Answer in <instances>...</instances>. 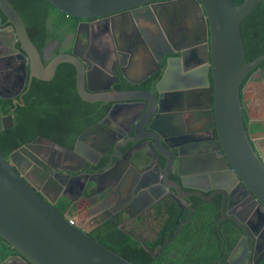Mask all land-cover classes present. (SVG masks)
I'll return each mask as SVG.
<instances>
[{
	"label": "water",
	"instance_id": "water-1",
	"mask_svg": "<svg viewBox=\"0 0 264 264\" xmlns=\"http://www.w3.org/2000/svg\"><path fill=\"white\" fill-rule=\"evenodd\" d=\"M48 1L67 15L83 19L98 18V22L102 23L100 30L114 34L115 40L108 46L107 53L103 52L111 60L110 65L98 60L93 63L95 70L99 72L96 81L112 75L113 80L106 85L90 87L89 83L93 80H90V71L85 69L88 60H84V63L74 53L57 54L44 64L21 15L9 0H0V10L9 23L10 41L7 44L13 47V43L19 41L20 48L29 59L30 79L35 77L50 80L58 64L68 62L74 65L78 95L87 102L111 103L106 115L94 125L95 128L109 127L110 119H113L126 130V134L133 132L130 137L133 142L144 140L154 152L162 142L167 145H161L162 148L178 150L175 155L179 156L177 174L181 184H172L178 193L182 192V187L193 188L189 182L194 179H203L202 181L213 184L214 188L217 180L226 178L225 171L240 179L257 206L252 213V210L244 209L250 215L247 220L242 219L239 225L245 232L249 230V233L241 236L224 264H237L232 257L241 247L244 252L255 248L256 255L257 248L263 245V242L258 245V241L264 237V151L254 143L250 125L256 124V133L264 147V117L249 120L248 126H245L240 91L246 76L264 61V53L244 62L245 49L240 25L257 4L264 0H243L239 4H234L232 0ZM138 11H142L140 16ZM141 19L149 25L145 31H139L135 27V43L133 37L130 40L127 31L134 24L141 26ZM83 22H79L77 33L84 25ZM122 29L127 33L125 36L128 40L118 41L116 34ZM135 46L139 49L136 50ZM134 50L143 51L151 65L138 80L130 79L127 74L130 64L128 61L134 56ZM117 68L132 86L140 85L147 78L152 80L148 87L117 89L113 87L114 81L118 80ZM258 71L264 79V71ZM156 72L158 76L153 78ZM15 95L0 93L2 98ZM192 101L200 104L189 106ZM132 106L137 107L136 112L141 116V121H136L137 116L131 122L122 119L130 115ZM196 109L212 119L217 134L213 139V146L203 153L197 149L184 150L176 141L173 131L177 118L182 113L194 114ZM145 116L146 120L142 119ZM192 118L194 123L200 124V119ZM13 125L12 113L0 114V132ZM138 126L151 135L140 136ZM115 129L121 130L119 127ZM89 133L88 129L84 130L78 139ZM171 139L175 140L174 144L169 142ZM38 148L46 152L41 153ZM61 149V145L38 136L10 152L8 158L0 152V236L18 252L8 256L0 264H135L92 238L87 229L76 225L54 208L53 205L60 196L70 202L76 200L88 177H71L70 171L78 168L68 166L65 168L66 174L57 172L54 176L50 175L49 166H55L47 158V152L50 151L52 155ZM67 152L72 153V150L68 149ZM160 153L170 158V154ZM199 154L201 155L197 157ZM143 156L147 155L142 152L140 158ZM193 157L199 163H205L208 157L214 162L222 160L224 165H207L206 169L201 167L195 170L182 168L181 160L184 163V159ZM35 163L41 167L33 165ZM120 166L124 172L121 177L118 174L119 180L121 179L118 184L133 186L135 191H146L155 185H161V190L166 191L171 186L168 182L169 162L164 167L157 165L142 168L140 160L135 164L124 160ZM115 170H118L116 164L101 173L104 179L102 183L108 181L112 187L114 184L110 180V173ZM27 172H32L35 180H27ZM96 181L98 182L93 176L90 182L97 185ZM48 185L52 188V194L48 193ZM113 190L117 192L116 189ZM69 192L74 195H69ZM221 192L224 199L228 197L227 205L230 206L229 189L223 188ZM177 202H180L178 198ZM263 258L264 253L253 264H258ZM241 264H246L245 260Z\"/></svg>",
	"mask_w": 264,
	"mask_h": 264
},
{
	"label": "flooded vegetation",
	"instance_id": "flooded-vegetation-1",
	"mask_svg": "<svg viewBox=\"0 0 264 264\" xmlns=\"http://www.w3.org/2000/svg\"><path fill=\"white\" fill-rule=\"evenodd\" d=\"M137 13L138 16H140L142 11H138ZM3 16L5 17V15L0 10V93L4 95H16L9 98H0L12 99L13 102L18 101L19 105L24 106L25 102L23 96L28 91V87L35 77H32V79H30L29 77V59L20 48L19 41H15L13 43V47H10V45L7 44L10 41V31L8 27L9 23L6 20V17L4 19ZM81 21H84V25L82 24V26L80 27L79 33H77L79 25L78 23L77 29L74 33L64 34L61 41L54 39L43 48L42 52H40L39 50L38 51L41 54L44 64H47L57 54L74 53L82 62L85 63L84 60H88V64H85V69H88L90 71L89 77L90 80H93L89 83V86L95 88L96 86L106 85L109 83V81L113 80V75L107 79L96 81L98 79L99 72L95 70L93 63L95 62V60H98L106 63L107 65H110L109 61L111 60L104 56L103 52L107 53L108 46L115 40L114 34H108L105 30H100V27H102V23L98 22V18H81L79 22ZM140 23L141 26L139 24H134V27L129 28V30L127 31L130 35V40L133 37V39H135V43L137 41V38H135V27L138 28L139 31L142 29L145 31L146 26L149 25V23L146 24V22L144 20L142 21V19ZM2 30L5 31L1 32ZM125 34L127 33H125L123 29L119 30L118 34H116L118 41H120L121 39L128 40ZM135 47L136 50L139 49L137 46ZM104 49H106V51H104ZM136 50H134V56H132V59L128 61L130 64L128 66L127 74L132 80L141 79L143 74L141 76L138 75V77L134 76L130 74V69L138 68L139 66V68L143 69V73H146V71L151 67L148 56L143 51L136 52ZM73 67L76 75L75 66L73 65ZM258 70L264 71L263 68L254 69L247 75L245 83H242L241 85L240 95L243 102V119L245 121L248 118V122L249 120H252V118H250V112L252 108H250L249 106L250 100L248 101L247 99L248 96L251 95L250 89L252 85L257 83V86L259 85L260 91L264 95V79L260 77L261 72ZM56 72L57 69L55 73ZM116 75L118 76V80L114 81L113 87L117 89H124L120 87V84L127 81L121 75L118 68L116 69ZM153 76V78H157L158 72L154 73ZM151 80L152 78H147L146 80L142 81L140 85H133L131 88L128 87L125 89L148 87ZM81 100L83 99L81 98ZM96 102L105 103L102 101L89 103ZM105 104H108L109 107L111 105V103ZM133 104L136 103L134 102ZM199 104L200 103L198 101H192L189 103V106L194 107ZM262 105L263 110L261 109V115L263 116H259L257 118L264 117V102L262 103ZM139 108L141 110V106ZM136 110L137 107L132 106L130 115H128L126 118L122 117V119L131 122L134 116H137L136 121H141V116L138 115ZM197 110L198 109H196V111H193L194 114L182 113V115L177 118L178 121L173 131L176 136V141L181 144L184 150L197 149L203 153L208 148L213 146V139L216 138L217 134L215 128L213 127L212 119L210 120L209 117L203 115L202 112ZM258 113L260 114V110H257L256 115ZM81 115L82 112L79 111V118ZM103 117H101L98 121L90 124L85 129L79 131L72 141H70L72 134L71 131L74 129L73 127L77 125L76 122H74L75 124L71 129L68 126L65 117H60L58 119L56 117H52L53 121L49 122V125L51 127L48 133H40L31 140L33 141L36 137L43 136L44 138L49 139L62 146L61 151H59L58 153L51 155L50 151L47 152V158L55 166H49L50 168L48 171L50 172L51 176H54V174L57 172L66 174L67 170L65 168L67 166L69 168H78V170L70 171L71 177L78 175L82 177L84 175L88 176L85 186L83 187V190L76 198V200L70 202L64 196H60L57 202L53 205L58 209L60 207L61 200L63 198L66 199V201L68 202V206L66 207V209H64L63 214L70 218L73 223L78 226H82L83 228L90 231L103 220L112 217L114 219H123V223H130L129 225L134 229L143 228L142 222L137 220V218L141 215L146 214L149 210L152 211L154 205H156L159 201L163 202L166 199L171 203L174 202L177 207L181 209V215L184 212L192 215L194 212V203L200 204V206L202 204L215 205L217 207V213L216 218L214 219L216 220L215 225L217 228V233L220 234V232H222L224 228L226 229L230 226H233L239 232L238 240L244 234L248 235L249 230L245 232L239 224L242 223V219L247 220L249 218L250 213L248 214L244 212V209H246L247 211L252 210V213L256 208L257 203L253 198L250 197L246 186L240 179L236 178L229 171H225L224 173H226V178L224 180H217L215 184L216 187L214 188L213 184L202 181L203 179H194L193 181L189 182L192 186H194L193 188L182 187V192L178 193L172 185L173 183L181 184L180 176L177 174L179 156L175 155L176 153H178V150L176 148H162V146H167L166 143L162 142V146L159 144L157 147V151L154 152V149L150 146V144L144 140L133 142L130 140V137L133 136V132L126 134V130L118 126L113 119H110L109 127L95 128L94 125L97 124ZM192 117L200 119V124L194 123ZM146 118L147 116L143 117L142 119L146 120ZM144 122L145 121H142V123ZM58 127H62L63 129ZM115 127H119L121 130H117L115 129ZM86 129H88L90 133L88 135H82L80 139H78V136ZM256 129L257 126H254V124L250 125V133L252 135V139L255 144L259 145L260 143L262 144V142L259 141ZM137 131L140 136L151 135L150 132L144 131L139 126L137 127ZM169 142L171 144H174L175 140L171 139ZM42 146L44 147V145ZM68 149L72 150V153L67 152ZM38 150H41V153L46 152L41 148H38ZM76 152L78 153L76 154V156H74V153ZM142 152L147 156H143V158H140ZM160 152L166 153V155L170 154V158L168 156H163ZM184 154L186 155V153ZM200 155L201 154L197 155V157H199ZM6 158H8V156ZM124 160L131 164H135L140 160V162L143 163L142 168H153L157 165L164 167L166 163L169 162L170 171L168 174V182L171 186H169L166 191L161 190V185H155L154 187L146 191H135V187L133 186H129L123 183L118 184L121 181V179L119 180L118 178V174L119 177H121L123 176L122 172H124V169H121L120 163ZM114 164H116V168L118 170H115L112 174L110 173V180H112V183L114 184L111 187L108 181H104L102 183L104 179L100 174L108 170ZM181 164L182 168L184 169L194 170L201 167L206 169L207 165H224L222 160L214 162L210 160V157L207 158V161L205 163H199L198 159L196 157H193L184 159V163L182 159ZM33 165L41 167L37 165V163ZM32 174V172H27V180H35V177ZM93 176H95L98 180V182L96 181L97 185H94L90 182ZM67 179L69 180L70 177H67ZM38 186L40 187L41 185ZM47 187L48 193L52 194L53 191H51V186L48 185ZM101 187L102 190L99 191ZM223 188L229 189V193L231 195L230 206L227 205L228 197L224 199V195L221 192ZM113 189H116L117 192H114ZM69 195H74V193L69 192ZM153 197H155V199L150 202L151 198ZM177 198L180 201L179 204H181L182 206L178 204ZM137 209H140L138 213H136ZM257 214H259V212ZM162 218H165V212ZM230 233H228V235ZM259 244L262 246L257 248L256 255L255 248H250L249 250L244 252V248L241 247L237 253L233 254V260L237 264H241L243 260H245L246 264H253V261L264 253V237H262L261 240L259 239L258 245ZM232 251L233 250H231V252ZM231 252L228 254L223 264L226 262ZM258 264H264V258Z\"/></svg>",
	"mask_w": 264,
	"mask_h": 264
},
{
	"label": "trees",
	"instance_id": "trees-1",
	"mask_svg": "<svg viewBox=\"0 0 264 264\" xmlns=\"http://www.w3.org/2000/svg\"><path fill=\"white\" fill-rule=\"evenodd\" d=\"M9 1L21 15L29 37L40 52L50 41H61L64 34L74 33L81 20L58 10L48 0ZM232 1L239 4L243 0ZM240 30L246 63L264 53V1L242 20ZM257 68L264 70V61ZM245 81L246 78L242 83ZM120 87L125 89L132 85L123 82ZM23 99L25 105L21 106L18 101L0 98V114L12 113L14 119L12 127L0 132V152L5 157L38 134H47L52 117H65L71 129L76 122L71 131L72 141L79 131L98 121L109 108L105 103L81 100L75 89L74 67L68 62L58 65L51 80L34 78ZM79 111L82 112L80 118ZM244 124L248 126V118ZM67 206L68 202L63 198L60 207L54 208L63 214ZM193 206L192 215L186 212L181 215V209L165 199L137 218L143 228L134 229L130 223H123V219L111 217L88 233L135 264H223L236 244L239 232L230 226L217 233L214 219L217 207L195 203ZM164 212L165 218H162ZM14 254H18L17 250L0 236V262Z\"/></svg>",
	"mask_w": 264,
	"mask_h": 264
},
{
	"label": "rangeland",
	"instance_id": "rangeland-1",
	"mask_svg": "<svg viewBox=\"0 0 264 264\" xmlns=\"http://www.w3.org/2000/svg\"><path fill=\"white\" fill-rule=\"evenodd\" d=\"M250 92H251V95L248 96L247 99L248 101L250 100L249 106L250 108H252L251 111H254L253 114H256L257 110H260V113H261V109L263 108L262 103L264 102V95L260 91L259 85L257 86V83L253 84L250 89ZM254 126H256V124H254Z\"/></svg>",
	"mask_w": 264,
	"mask_h": 264
},
{
	"label": "crops",
	"instance_id": "crops-1",
	"mask_svg": "<svg viewBox=\"0 0 264 264\" xmlns=\"http://www.w3.org/2000/svg\"><path fill=\"white\" fill-rule=\"evenodd\" d=\"M130 74L138 77V75L141 76L144 73H143V69L139 68V66H138V68L130 69ZM251 112H252V114H251ZM251 112H250V116H251L250 118H252V119L257 118L259 116H261V117L263 116V115H261V113L260 114L258 113V115H256V114H253L254 111H251ZM259 147L264 151V147L262 146L261 143L259 144Z\"/></svg>",
	"mask_w": 264,
	"mask_h": 264
}]
</instances>
